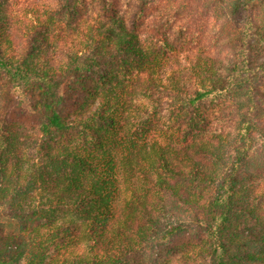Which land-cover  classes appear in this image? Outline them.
Here are the masks:
<instances>
[{"label": "trees", "instance_id": "obj_1", "mask_svg": "<svg viewBox=\"0 0 264 264\" xmlns=\"http://www.w3.org/2000/svg\"><path fill=\"white\" fill-rule=\"evenodd\" d=\"M0 102V264H264V0H0Z\"/></svg>", "mask_w": 264, "mask_h": 264}, {"label": "rangeland", "instance_id": "obj_2", "mask_svg": "<svg viewBox=\"0 0 264 264\" xmlns=\"http://www.w3.org/2000/svg\"><path fill=\"white\" fill-rule=\"evenodd\" d=\"M225 96L222 94L219 97H213L207 99L203 103L204 109L208 112L210 121L213 122V126L223 125L225 127H233L234 120L236 117V107L235 105L228 104L225 102ZM2 103V102H0ZM226 103V104H225ZM156 120L160 123L162 127H166L169 124V117L166 113L160 114ZM8 119L11 122H14L21 126H28L36 123L38 117L35 112L31 111L29 108H15L9 111ZM170 125V124H169ZM261 132L257 133L254 138V144L249 151L250 163L248 171L250 173H254L256 171H260V167H258V163L260 161L264 164V135ZM264 169V167H262ZM256 176V175H255ZM254 179V177H252ZM133 188V187H132ZM125 196L122 195L120 202L117 203L116 210L120 215H123L122 207L124 204Z\"/></svg>", "mask_w": 264, "mask_h": 264}]
</instances>
